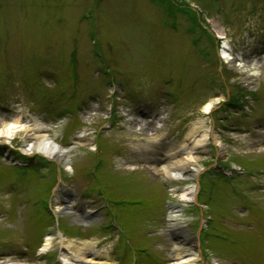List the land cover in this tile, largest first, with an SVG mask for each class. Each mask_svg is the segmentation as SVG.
I'll return each instance as SVG.
<instances>
[{"label": "rangeland", "instance_id": "rangeland-1", "mask_svg": "<svg viewBox=\"0 0 264 264\" xmlns=\"http://www.w3.org/2000/svg\"><path fill=\"white\" fill-rule=\"evenodd\" d=\"M14 118L27 130L0 136V264H63L58 242L40 251L57 229L107 264H171V218L195 264H264V0H0ZM191 130L197 145L165 158ZM33 136L68 166L30 152ZM181 159L197 185L152 168Z\"/></svg>", "mask_w": 264, "mask_h": 264}, {"label": "bare ground", "instance_id": "bare-ground-1", "mask_svg": "<svg viewBox=\"0 0 264 264\" xmlns=\"http://www.w3.org/2000/svg\"><path fill=\"white\" fill-rule=\"evenodd\" d=\"M222 58H229V56L226 53H222ZM213 105V101H209L204 105V110L210 111L211 107ZM26 129V127L22 126L20 123V120L17 118H14L12 122H4L0 119V136H4L6 138H12L16 132H18L21 129ZM32 136V135H31ZM197 141H199V138H195L194 131H189L186 136L184 137L182 143L177 144L174 146L167 145L165 146V149L163 150V154H165V158L170 155H174V152L176 151V147L178 148L182 147L186 150L192 149V147L197 145ZM156 142V141H155ZM28 149H31L30 152H38L42 154L43 156L53 159L55 162L59 164H63L64 166H68L69 162V151L65 150L63 147L58 145V143L54 141H50L48 137L45 136H33L28 139ZM189 147V148H188ZM161 155L160 153H158ZM150 156H154L153 159H155L156 155L153 153ZM190 157V156H189ZM157 160H162L161 157L156 158ZM155 163V162H154ZM156 164V163H155ZM135 168V167H132ZM153 170L157 173V175H161L164 177H167L169 181H172L174 179H181L183 177L186 179L187 177H193L195 178L197 185V173H187V164L184 162V160H176L171 162H166L164 167L158 168L157 166L152 167ZM198 170V169H197ZM180 177V178H179ZM193 180V181H195ZM175 181V180H174ZM180 181V180H179ZM194 184V186L190 185L186 188L185 195H187V198L190 200L196 199V193H197V187ZM72 210L73 207L69 203V201L64 202V204H60L57 207V210ZM175 216V215H174ZM170 222L173 223V230L172 232L175 234L174 238V250L176 249L178 252L175 253V262L177 263H192L196 258L199 257V253L197 252L198 249L195 248L196 242L194 245L192 244L191 247H189L193 250V256H183L181 251L182 244L184 242H189L188 234H186V231L184 228H181V224L178 222L176 218H171ZM244 234H241V236ZM58 242V248L61 249L60 251V261H62L63 264H107L108 259L98 257L99 253L104 254V252H98L94 251V247L97 245L96 240H76L73 238H67L61 234H51L44 237V241L41 245V250H47L51 247L52 242ZM16 264V263H14ZM18 264V263H17Z\"/></svg>", "mask_w": 264, "mask_h": 264}, {"label": "trees", "instance_id": "trees-1", "mask_svg": "<svg viewBox=\"0 0 264 264\" xmlns=\"http://www.w3.org/2000/svg\"><path fill=\"white\" fill-rule=\"evenodd\" d=\"M201 33H205L206 34L204 29H201ZM209 38L212 40V36L211 35H209Z\"/></svg>", "mask_w": 264, "mask_h": 264}]
</instances>
